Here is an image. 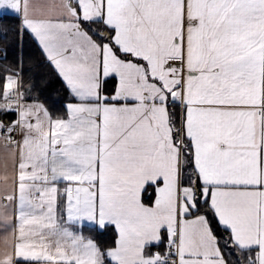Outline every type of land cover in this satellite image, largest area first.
Instances as JSON below:
<instances>
[{"label":"snow or ice","instance_id":"obj_1","mask_svg":"<svg viewBox=\"0 0 264 264\" xmlns=\"http://www.w3.org/2000/svg\"><path fill=\"white\" fill-rule=\"evenodd\" d=\"M5 18L0 264H264V0Z\"/></svg>","mask_w":264,"mask_h":264},{"label":"trees","instance_id":"obj_2","mask_svg":"<svg viewBox=\"0 0 264 264\" xmlns=\"http://www.w3.org/2000/svg\"><path fill=\"white\" fill-rule=\"evenodd\" d=\"M12 21L10 19H0V25L11 24ZM60 89L59 81L51 80L46 86H44L43 92L44 95L48 96L51 101L55 102L58 96V90Z\"/></svg>","mask_w":264,"mask_h":264}]
</instances>
